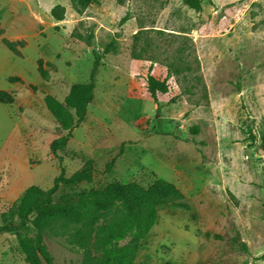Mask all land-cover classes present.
Wrapping results in <instances>:
<instances>
[{"label":"rangeland","instance_id":"374dc122","mask_svg":"<svg viewBox=\"0 0 264 264\" xmlns=\"http://www.w3.org/2000/svg\"><path fill=\"white\" fill-rule=\"evenodd\" d=\"M0 25V91L15 97L0 103V226L17 221L29 187L50 188L61 167L71 176L92 159V182L57 199L158 179L185 196L159 209L135 264H264V0H202L200 11L183 0H95L82 12L70 0H0ZM3 37L25 41L22 56ZM106 49L86 120L54 157L50 144L63 132L44 97L63 101L88 82ZM150 70L167 79L160 110ZM128 112L140 126L122 118ZM18 240L0 235V264H27ZM45 243L54 264H80L66 235L47 232Z\"/></svg>","mask_w":264,"mask_h":264},{"label":"trees","instance_id":"16d2710c","mask_svg":"<svg viewBox=\"0 0 264 264\" xmlns=\"http://www.w3.org/2000/svg\"><path fill=\"white\" fill-rule=\"evenodd\" d=\"M70 1L78 12L95 2ZM183 2L193 10L202 9V0ZM58 8L59 12L54 9L52 14L57 20H62L63 9ZM4 34L5 29L0 25V37ZM2 43L17 56H22L21 49L26 46L25 41H12L5 37ZM108 52L109 49L95 53L89 81L73 84L63 101L50 94L44 97L47 110L63 132L50 144L52 156L59 157V152L64 151L72 139L74 130L86 120L88 108L95 98L97 74ZM44 65L42 59L38 60V72L42 78L47 76ZM9 81L16 83L21 79L11 78ZM146 81L147 90L157 110H160V96L166 95L169 89L167 79H157L150 70ZM30 87L35 90V86ZM14 102V95L0 91V103L12 105ZM170 102H175V99ZM130 112L122 114V118L132 120ZM140 118H133V121L137 123ZM137 124L140 126L141 123ZM190 131L197 134L199 126H193ZM112 165L113 161L107 169L110 170ZM94 172L93 160L87 159L83 167L71 176H67L61 167L50 188L31 186L24 192L13 210L17 221H5L0 226V235L5 232L18 234L19 248L27 264H54L45 243L47 232L66 235L69 242L81 251L80 264H135L142 242L158 221L159 209L182 204L185 199L176 185L164 179H158L148 187L136 182L112 181L103 189H84L56 198L62 188L91 183Z\"/></svg>","mask_w":264,"mask_h":264}]
</instances>
